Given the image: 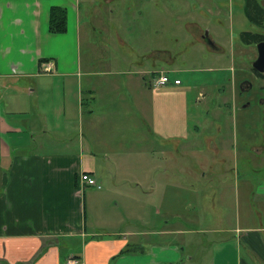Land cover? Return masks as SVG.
Instances as JSON below:
<instances>
[{
    "label": "crops",
    "instance_id": "1",
    "mask_svg": "<svg viewBox=\"0 0 264 264\" xmlns=\"http://www.w3.org/2000/svg\"><path fill=\"white\" fill-rule=\"evenodd\" d=\"M93 1L0 0V264H264V187L247 191L259 223L239 212L235 225L210 229L222 234L212 245L190 242L199 230L172 229L185 225L180 213L165 216L159 239L147 238L155 235L143 230L157 210L149 154L156 155V141L164 148L188 138L189 89L174 84V69L161 88L154 69L108 72L121 75V85L90 71L93 63L82 61L81 9ZM126 2L100 0L95 12H103L104 31L120 23ZM53 6L67 10L66 33H50ZM92 75L99 81L90 83ZM253 149L264 158V145ZM82 173L105 189L81 183Z\"/></svg>",
    "mask_w": 264,
    "mask_h": 264
},
{
    "label": "rangeland",
    "instance_id": "2",
    "mask_svg": "<svg viewBox=\"0 0 264 264\" xmlns=\"http://www.w3.org/2000/svg\"><path fill=\"white\" fill-rule=\"evenodd\" d=\"M131 1L121 5L120 23L113 20L105 24L109 29L105 28L106 31L100 24L103 12L99 15L95 12V8H100V0L82 5V61L84 65L93 63L90 71L104 72L102 76L120 85L122 76H110L108 72L123 69L128 73L142 68L179 72L177 76L189 89V136L172 140L164 148L156 141V155L149 154L155 182L151 176L147 181L155 185L153 201L157 210L152 219L154 225H145L143 231L155 234L148 235L149 241L159 239L160 231L167 228L162 224L165 216L180 213L185 225L178 223L171 228L199 230L203 233L188 235L190 242L203 241L209 246L212 240L222 236L210 229L235 225L239 212L242 216L251 215L255 225L259 223L257 209L252 208L254 202L247 191L256 192L264 187V158L257 159L253 149L264 145V126L262 116L261 122L248 123L246 119L251 112L241 108L242 101L237 96L242 80L249 79L259 85L251 69L257 48L251 42L254 39L244 41L242 34H258L262 25L248 18L247 0ZM257 1L264 4V0ZM105 15L109 19L106 9ZM206 33L217 50L203 40ZM162 51L165 60L171 59L170 64L159 57ZM93 76L90 83L99 81V76L94 80ZM85 81L83 86L88 87L89 82ZM78 91L79 88H73V93ZM110 92L124 94L122 90ZM137 157L139 154L135 160ZM139 169L136 172L143 174ZM124 181L121 177L120 183ZM100 184L103 189L97 188L98 192L105 189ZM243 192L245 196L241 197ZM246 203L248 210L244 208ZM92 217L88 213L89 221ZM174 221V224L178 222ZM191 243L182 244L187 255L194 254Z\"/></svg>",
    "mask_w": 264,
    "mask_h": 264
},
{
    "label": "flooded vegetation",
    "instance_id": "3",
    "mask_svg": "<svg viewBox=\"0 0 264 264\" xmlns=\"http://www.w3.org/2000/svg\"><path fill=\"white\" fill-rule=\"evenodd\" d=\"M260 6L261 11L259 12L258 19L262 25V28L257 34V39L252 42L255 43L256 48L258 44H264V4H260ZM206 38H209L207 33L203 36V40L205 42ZM258 55L259 52L257 48V56L254 58L253 62L258 58ZM251 69L254 73V76L257 78L259 85H256L255 82H252V80L249 79L242 80L238 86L237 98L238 100L242 101L241 108L251 112V115H249L246 119L248 123L254 121L259 122V118L262 116V122H260L264 126V71L258 72L252 66ZM236 108H240V106H236Z\"/></svg>",
    "mask_w": 264,
    "mask_h": 264
},
{
    "label": "trees",
    "instance_id": "4",
    "mask_svg": "<svg viewBox=\"0 0 264 264\" xmlns=\"http://www.w3.org/2000/svg\"><path fill=\"white\" fill-rule=\"evenodd\" d=\"M261 6L259 2L255 0H247V15L251 21L256 22L258 25H261L259 21V12L261 11ZM67 10L64 7L53 6L50 9V18H49V30L51 34H63L67 31ZM257 34L253 35L252 33H243L242 38L245 40L257 39ZM253 40V41H254ZM251 41V42H253ZM248 42V41H247ZM250 42V43H251ZM44 60L43 62H45ZM127 250L123 251L122 254H125Z\"/></svg>",
    "mask_w": 264,
    "mask_h": 264
},
{
    "label": "built area",
    "instance_id": "5",
    "mask_svg": "<svg viewBox=\"0 0 264 264\" xmlns=\"http://www.w3.org/2000/svg\"><path fill=\"white\" fill-rule=\"evenodd\" d=\"M156 77L157 78H155V80H154V86L156 88H161L163 86L168 85L171 82V78H170L169 74L167 72H165L164 70L160 71L158 73V76H156ZM174 84L180 85L181 84L180 79L174 80ZM80 181H81V183L86 184L89 187H96L98 189H101V185L98 184L97 180L87 173H82L80 175Z\"/></svg>",
    "mask_w": 264,
    "mask_h": 264
},
{
    "label": "water",
    "instance_id": "6",
    "mask_svg": "<svg viewBox=\"0 0 264 264\" xmlns=\"http://www.w3.org/2000/svg\"><path fill=\"white\" fill-rule=\"evenodd\" d=\"M205 40L212 49L214 50L218 49V47L214 44L212 40H210V38H206ZM257 48H258L259 55H258V58L253 62L252 67L258 72H263L264 71V44H261V43L258 44Z\"/></svg>",
    "mask_w": 264,
    "mask_h": 264
}]
</instances>
